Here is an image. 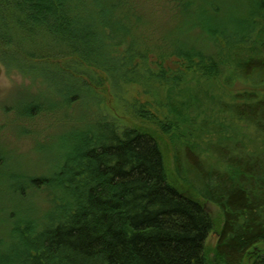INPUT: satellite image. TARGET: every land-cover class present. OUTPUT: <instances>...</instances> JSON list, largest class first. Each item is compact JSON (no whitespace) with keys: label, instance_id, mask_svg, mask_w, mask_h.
<instances>
[{"label":"trees","instance_id":"trees-1","mask_svg":"<svg viewBox=\"0 0 264 264\" xmlns=\"http://www.w3.org/2000/svg\"><path fill=\"white\" fill-rule=\"evenodd\" d=\"M0 3L14 15L24 71L33 63L66 72L74 60L100 80L157 85L186 188L168 182L154 135H120L95 118L71 138L74 166L29 183L60 190L67 206L51 208L35 234L12 223L0 264H206L214 222L203 202L222 215L215 264H264V150L250 151L233 130L264 145V0ZM192 134L217 138L199 144Z\"/></svg>","mask_w":264,"mask_h":264},{"label":"rangeland","instance_id":"rangeland-1","mask_svg":"<svg viewBox=\"0 0 264 264\" xmlns=\"http://www.w3.org/2000/svg\"><path fill=\"white\" fill-rule=\"evenodd\" d=\"M3 7L0 3V243L9 241L12 223L20 221L35 234L48 225L51 208L57 213V208L67 206L69 199L61 197L60 190L51 193L29 183L50 179L62 165L74 166L68 150L71 138L91 127L95 118L113 124L120 135L129 129L154 135L168 182L183 191L173 165L171 137L178 133L177 126L158 86L125 83L108 74L100 80L99 72L74 60L65 63L66 72L33 63H26L24 71L18 52L20 32L10 23L14 15ZM237 126L235 135L250 151L264 150L263 144L245 139ZM216 138L192 134L190 141L201 144ZM203 203L214 222L205 259L206 264H215L213 249L222 215L215 205ZM257 250L264 252V244ZM251 263L248 258L243 264Z\"/></svg>","mask_w":264,"mask_h":264}]
</instances>
